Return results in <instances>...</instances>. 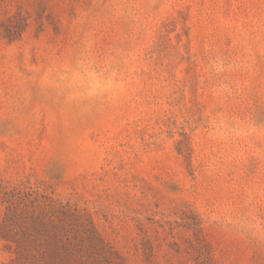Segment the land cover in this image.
Returning a JSON list of instances; mask_svg holds the SVG:
<instances>
[{"label": "rangeland", "instance_id": "obj_1", "mask_svg": "<svg viewBox=\"0 0 264 264\" xmlns=\"http://www.w3.org/2000/svg\"><path fill=\"white\" fill-rule=\"evenodd\" d=\"M0 264H264V0H0Z\"/></svg>", "mask_w": 264, "mask_h": 264}]
</instances>
